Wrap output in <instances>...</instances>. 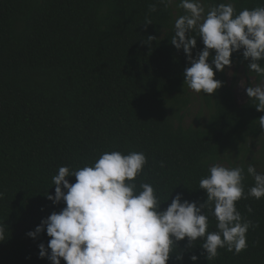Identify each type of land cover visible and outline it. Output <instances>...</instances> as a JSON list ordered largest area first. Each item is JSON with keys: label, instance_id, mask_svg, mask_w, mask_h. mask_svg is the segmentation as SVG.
I'll use <instances>...</instances> for the list:
<instances>
[{"label": "trees", "instance_id": "trees-1", "mask_svg": "<svg viewBox=\"0 0 264 264\" xmlns=\"http://www.w3.org/2000/svg\"><path fill=\"white\" fill-rule=\"evenodd\" d=\"M179 2L0 0V224L6 229L0 264H51L39 258L38 245L47 247L50 240L46 230L35 239L27 233L66 206L47 199L55 193L52 178L61 166L74 172L111 151L145 154L147 163L131 183L137 192L143 183L152 185L161 211L178 193L182 202L203 204L207 195L199 181L218 161L242 167L247 198L236 208L252 224L247 248L238 254L221 248L207 259L203 241L190 246L186 237L172 246L167 264H193L192 255L195 264H264V197L247 195L254 185L248 165L264 172V112L247 95L238 103L235 81L227 80L229 66H213L222 86L213 94L197 93L201 119L184 125L191 90L184 70L190 63L171 44L175 20L185 14ZM202 2L206 11L231 3L237 14L264 6V0ZM196 40L193 57L204 48ZM209 51L211 65L215 50ZM242 52L232 53L231 65L241 67L246 88L253 87L250 77L256 84L264 77L249 72ZM255 140L261 143L258 159ZM66 179L75 183L74 176ZM201 211L208 231H216L211 206Z\"/></svg>", "mask_w": 264, "mask_h": 264}, {"label": "clouds", "instance_id": "clouds-1", "mask_svg": "<svg viewBox=\"0 0 264 264\" xmlns=\"http://www.w3.org/2000/svg\"><path fill=\"white\" fill-rule=\"evenodd\" d=\"M159 3L168 6L173 0ZM178 7L185 14L175 20L171 44L177 50L183 49L190 63L184 70V83L189 89L213 94L222 86L214 79L213 66L216 71L230 66L232 53L240 49L243 58L250 60L249 72L264 77V65L259 63L264 61V6L245 8L238 14L231 3H220L206 11L202 0H180ZM150 10H156L155 4ZM197 36L204 48L193 57ZM209 50H215L211 65L207 62ZM245 91L257 101L256 110L264 112V83L248 86ZM259 120L264 128V116ZM146 163L143 152L125 155L111 151L101 154L92 166L74 172L61 166L52 178L54 196L47 195V199L53 204L63 201L66 206L27 233L35 239L46 230L50 237L47 247L44 243L38 245L39 258L47 257L51 264H61V259L65 264H167L172 246L186 237L190 246L198 239L203 241L201 247L207 259L216 257L221 248L236 254L247 248L246 234L252 224L236 208L237 201L247 198L242 167L211 165L209 174L199 181V188L207 195L203 204L182 202V194L178 193L161 211L152 185L143 183L142 191L137 192L131 183ZM247 174L254 180L247 195L264 197V172H257L256 166L249 164ZM71 176L75 183L66 179ZM210 206L217 221L216 231L212 232L208 231V216L201 211ZM5 238V225L0 224V242ZM177 259L182 257L178 255ZM190 259L195 264L198 257L192 255Z\"/></svg>", "mask_w": 264, "mask_h": 264}, {"label": "rangeland", "instance_id": "rangeland-1", "mask_svg": "<svg viewBox=\"0 0 264 264\" xmlns=\"http://www.w3.org/2000/svg\"><path fill=\"white\" fill-rule=\"evenodd\" d=\"M227 80L228 82H231L232 80L235 81L234 83V95L236 97V100L238 101V103H242L245 100V96H246V75L243 72V69L241 67L235 69L234 66H229L227 68ZM250 82L253 84V87L264 83L260 82L258 84H256L254 82V78L250 77ZM241 83L243 84V86H241ZM190 93V101L189 104L187 106V111L186 114L184 116L183 119V123L184 125H189V124H194L197 123L199 119H201V115H200V109H201V105H200V99L197 95L196 92H194L193 90L189 91ZM203 115V114H202ZM261 139L264 141V137H261ZM254 146L252 147V150L254 151V156L256 159L259 158V150L261 147V143L257 140H255L254 142ZM217 164H221L225 167H228V162L226 160H222V161H218Z\"/></svg>", "mask_w": 264, "mask_h": 264}]
</instances>
